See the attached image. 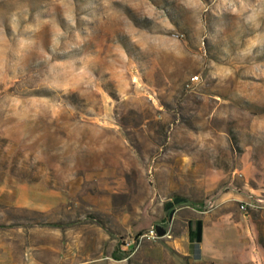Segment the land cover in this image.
Masks as SVG:
<instances>
[{
	"label": "rangeland",
	"instance_id": "374dc122",
	"mask_svg": "<svg viewBox=\"0 0 264 264\" xmlns=\"http://www.w3.org/2000/svg\"><path fill=\"white\" fill-rule=\"evenodd\" d=\"M175 195L220 220L196 264H264V0H0V264Z\"/></svg>",
	"mask_w": 264,
	"mask_h": 264
},
{
	"label": "crops",
	"instance_id": "0c3cea01",
	"mask_svg": "<svg viewBox=\"0 0 264 264\" xmlns=\"http://www.w3.org/2000/svg\"><path fill=\"white\" fill-rule=\"evenodd\" d=\"M219 200L222 204L234 199L220 197ZM160 207L159 215L152 217L147 226L154 228L156 240L139 243L136 247L123 246L115 238L111 239L110 233L103 227L80 222L73 227L81 228L77 231L84 236L78 237L73 245L62 242L64 227H50L44 229L48 237L40 244L38 258L31 255L28 261L7 260L6 264H184L185 259L187 264H196L205 256L215 257L219 250L216 245L221 241L220 234L210 239L209 230L214 231L220 220L214 222L211 214H202L184 196L167 198ZM33 246L32 243L29 245ZM68 248H75L80 260L67 263L65 259L71 257ZM252 251L246 249L244 253L246 262L250 264H253ZM235 256L238 257V254Z\"/></svg>",
	"mask_w": 264,
	"mask_h": 264
},
{
	"label": "built area",
	"instance_id": "2783aa9c",
	"mask_svg": "<svg viewBox=\"0 0 264 264\" xmlns=\"http://www.w3.org/2000/svg\"><path fill=\"white\" fill-rule=\"evenodd\" d=\"M197 81V76H193L190 78V82L191 83H194ZM240 208L243 209V206L240 205ZM137 239L140 240H149V241H153V240H156L157 239V235L154 231V228L153 227H150L149 229H147L146 231L140 233L137 237Z\"/></svg>",
	"mask_w": 264,
	"mask_h": 264
},
{
	"label": "trees",
	"instance_id": "16d2710c",
	"mask_svg": "<svg viewBox=\"0 0 264 264\" xmlns=\"http://www.w3.org/2000/svg\"><path fill=\"white\" fill-rule=\"evenodd\" d=\"M95 222L103 227L105 230H107L103 224L98 221V220H95ZM75 224V221H72V222H67V223H48V224H42V225H45V226H49V227H68V226H71ZM15 227H21L20 224H8V225H3V224H0V229H4V228H15ZM108 231V230H107ZM109 232V231H108Z\"/></svg>",
	"mask_w": 264,
	"mask_h": 264
}]
</instances>
